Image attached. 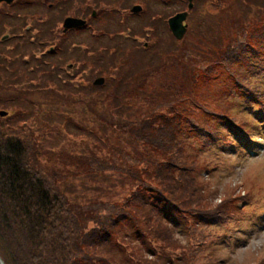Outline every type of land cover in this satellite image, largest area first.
<instances>
[{
  "label": "trees",
  "instance_id": "16d2710c",
  "mask_svg": "<svg viewBox=\"0 0 264 264\" xmlns=\"http://www.w3.org/2000/svg\"><path fill=\"white\" fill-rule=\"evenodd\" d=\"M221 1L233 6L240 0ZM243 1L245 7L254 2L264 9V0ZM198 10L189 43L178 44L170 31L161 38L153 21L152 45L125 42L137 52L134 61L127 55V64L106 62L104 70H114L109 72L113 85L94 87L100 96L90 101L95 124L84 119L66 127L72 135L86 134L100 154L46 149L43 134L7 131L0 118V254L7 264H212L207 243L213 235L204 229L202 215L227 222L237 213L235 197L242 195H224L210 207L212 191L205 184L210 175L200 170L210 173L218 158L208 142L228 140L223 120L252 132L253 121L231 114L230 95L244 100L242 89L250 97L264 95L249 73L257 56L264 57V14L250 23L232 17L230 26L210 33L207 20L198 22ZM118 40L102 46L111 50ZM108 54L100 51L84 60L100 64ZM73 56L65 51L33 69L22 60L9 63L16 77L11 82L80 92L83 86L75 87L72 77H60ZM4 63L0 58V72ZM37 79L41 82L34 85ZM49 122L44 129L56 121ZM174 217L185 218L191 243L166 237ZM176 251L181 253L170 255ZM241 264H264V255Z\"/></svg>",
  "mask_w": 264,
  "mask_h": 264
},
{
  "label": "rangeland",
  "instance_id": "374dc122",
  "mask_svg": "<svg viewBox=\"0 0 264 264\" xmlns=\"http://www.w3.org/2000/svg\"><path fill=\"white\" fill-rule=\"evenodd\" d=\"M177 1L178 5H175ZM220 2L221 1L218 0V3ZM242 2L244 1H236L233 6L229 4V6H224L221 10H219L217 6L210 7V2H207L198 10V13H200L198 22L207 20L210 33H214L222 24H224V26H230L232 24L230 21L232 17H237L241 20L245 19V21L250 23L257 19V16L264 14V9L261 5L251 2L249 7H245L242 5ZM148 4L150 5V3ZM182 4L183 2L180 0H173V2L169 1L167 4L158 3V8H156L157 11L164 12L170 11V9H177V7H180ZM198 4H202V1H199ZM194 13L195 8L188 20L189 31L183 38L184 41L188 43L190 42L191 35L194 33ZM206 13L210 14V20ZM153 16L152 9L148 7L146 12L140 17L134 18L127 16L126 21L128 23L139 22L142 26H145L152 20ZM156 23H158L157 35L161 34L167 37L168 31L163 21H158ZM106 26V23H100L98 29L102 31ZM201 31L204 32L203 29ZM126 32L128 35H132L131 31ZM34 34H37L36 29L34 33H31V35ZM143 34L145 35L140 34L139 36H134L135 39L117 36L119 43L116 44L111 42V45L116 44L117 46L111 47V50L110 48L102 50L103 52H109V54L106 56V58H108L107 61H104L105 58H103L100 64L96 63L92 65L91 63H94L92 59L90 61L91 63H89L90 65H82V63L79 62L71 70H68L67 67H63L62 69H64V71L68 70L70 77H72L70 80L71 83H76L75 87L83 86L82 89H79L80 92L83 93L75 92L74 90H66L71 88H65L66 91H57V89L55 91L53 86L32 88L29 87L30 85L27 84V82L22 84L6 81L7 75H2L0 80V110L4 109L8 114L5 116L0 115V118L3 124L9 125L6 130L23 133L24 135L34 133L35 138L43 134L44 136L40 138V141L42 142L44 140L42 144L44 147H47L46 149L57 151L65 149L73 152L85 150L86 154L90 153V149H95V151L100 154L99 145L87 139L88 136L86 134H80L81 136L79 135V137L72 135L66 131V127L73 129V126H76L74 125L75 123L81 122V120L84 119H86V124H95L94 116L90 112V109H92L90 101H92L93 97L100 98V96L97 94L96 88H94L96 86L93 84V80L103 73L102 75L106 77L107 87H111L113 83H110L109 72L112 71L111 73H113L114 70L109 69V72H106L104 67L112 62L119 64V66L124 63L127 64V60L126 62L124 61L127 55L130 56L131 60H135L136 57L134 53L137 52H134V48H127L125 42L140 43V45H144L147 41L149 43L153 42V34H150V31H146ZM163 37L161 36V38ZM109 39V36H104L101 39L93 40L92 43L98 48L104 44H108ZM179 42L180 40H178L177 43L179 44ZM25 48H28V46H25ZM112 48H118L119 50ZM125 48L127 49L126 51H124ZM31 51L28 55H31ZM116 51L118 52L117 54ZM120 52L124 54L118 58ZM84 54L87 55L86 53ZM3 55L8 56L9 54L3 53ZM38 55L41 54L38 53ZM95 55L96 52L91 53L89 57H95ZM28 57L29 56H26V59H28ZM257 57L258 58L252 65L253 70L249 71V73L264 90V57ZM84 58H86V56H84ZM84 58H82L81 61H83ZM93 66L95 68H93ZM106 68L108 69L109 66ZM255 69H259L260 73L253 74ZM62 74L63 73H61V75ZM111 77L115 78L114 75H111ZM39 82H41V80L37 79V82L33 83L36 85ZM28 88L30 89L27 90ZM84 88H86V90H84ZM261 99L264 103V95L261 96ZM230 100V110L233 116L237 117L239 121H253L255 124L253 126L251 123L248 127L251 128L252 135L248 130L246 132L244 130V132L250 134V137L257 141L258 144H244L243 148L239 145L229 146L232 140L237 142L239 138L232 130V127L229 126L230 124L227 125L228 123H225L224 129L229 140L223 139L220 142H215L213 140L212 144H210L211 147H214V152L218 155V158H214V156H217L216 154H212L213 156H211L212 159L214 158L212 162V167H214L212 169L213 172L211 171L212 173H209L204 168L200 170L204 176L210 175L205 182L212 191V193L210 191L208 192L210 207L217 206L224 195H242L235 197L239 204L236 209L237 213L232 214L227 222H214L213 220L215 217L202 215V218L207 220L205 223L208 225L204 229L208 231L211 230L213 235L212 240L207 243V252L209 255H226L229 257V261L219 262L218 264H241L247 261L255 262L257 255H264V134L261 132L264 130V117L263 119L259 118L260 108L264 110V106H253L251 105L252 102L246 104L242 98L234 94L230 95ZM250 112L262 120H255ZM41 120H43V122H41ZM47 121H50L49 123L56 122L50 126V128L44 129V127H48L45 126L47 125V123H45ZM258 131H260L261 134ZM43 137H45V139ZM247 147L255 149L257 153H248ZM102 153H104V151H102ZM171 225L173 227V232H166V237L169 236L172 242L178 241V244L182 243L186 245L187 243H191V237L193 236L190 234L189 226H185L184 217H174ZM168 251L172 250L169 249ZM179 253L181 252H170V255H178Z\"/></svg>",
  "mask_w": 264,
  "mask_h": 264
},
{
  "label": "flooded vegetation",
  "instance_id": "af4514ba",
  "mask_svg": "<svg viewBox=\"0 0 264 264\" xmlns=\"http://www.w3.org/2000/svg\"><path fill=\"white\" fill-rule=\"evenodd\" d=\"M0 0V47L4 51H14L25 41L32 44L34 30L39 36L54 37L74 35L77 40L80 31L91 30L93 20L104 19L111 7L116 4L120 12H127L134 5L146 7V0ZM149 5V4H148ZM186 7L179 11L186 10ZM153 4L151 6V9ZM177 11V12H179ZM176 12V13H177ZM80 17L87 20L85 26L69 27L64 30L67 17ZM187 22V21H186ZM99 23V22H98ZM94 33V30H93ZM56 41V40H55ZM52 46V45H49Z\"/></svg>",
  "mask_w": 264,
  "mask_h": 264
},
{
  "label": "water",
  "instance_id": "95a60500",
  "mask_svg": "<svg viewBox=\"0 0 264 264\" xmlns=\"http://www.w3.org/2000/svg\"><path fill=\"white\" fill-rule=\"evenodd\" d=\"M189 8H192V3H190ZM135 9L140 10L139 7L138 8L135 7ZM187 15H188V12L185 11V12L178 13L169 19L170 27H171L174 35L178 38H181L184 35V33L186 32V26L184 25L183 21L186 19ZM82 24H84V21H82L80 19L68 17L65 20L64 26H65V29H67L69 27L78 26V25H82ZM104 81H105L104 77H99L94 81V83L95 84H102ZM0 114L6 115L7 112L4 110H0ZM0 264H5V262L1 256H0Z\"/></svg>",
  "mask_w": 264,
  "mask_h": 264
}]
</instances>
